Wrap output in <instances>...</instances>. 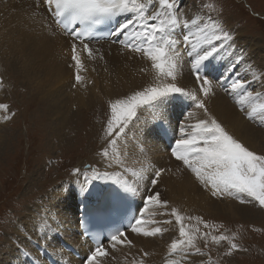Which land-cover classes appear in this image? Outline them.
<instances>
[{"label": "bare ground", "instance_id": "6f19581e", "mask_svg": "<svg viewBox=\"0 0 264 264\" xmlns=\"http://www.w3.org/2000/svg\"><path fill=\"white\" fill-rule=\"evenodd\" d=\"M35 1L36 0H0V66L3 67L8 58H22L26 61L24 65H19L20 69L24 67L28 68L30 62H33L38 63L39 67L43 69L49 71L57 69L60 72V79H57V88L53 93L50 92L46 96L49 107L52 109V115H49V117L51 116L49 119L53 120L52 122L49 120V127H51L52 132H54V126H56L58 130L61 128L63 131L68 130L72 133H76L81 122H79V112L89 107H94L95 109V103L97 101L100 103L105 102V98L101 99L100 95L95 93L100 89V85L101 88L106 89L103 91L106 96L109 95L118 98L124 97L129 91L135 89L141 90L149 86H155L157 83L161 82L155 79L158 73L157 70L153 68V63H151L152 61L148 56L142 52L131 51L119 42L114 44L115 41L110 40L108 42L87 43L88 48L93 50L96 49L95 46H103L102 48L105 52L114 53L116 57H128L135 62L136 70L127 73L120 80L118 86L110 83L108 77L104 76L103 79L100 77L96 81L95 88L90 89L88 94L83 91V88L85 90L86 87H88V81L85 85L77 87L74 97L73 91H68L70 87L73 88L72 82L62 90L61 83L63 78L72 74L64 63L70 57L72 58L73 43H76L77 52L80 56L88 51L83 49L80 42H75L72 36H66L60 33L52 19L53 14H49L46 10H37L35 8ZM142 2H146V0H142ZM43 7L45 9V5ZM156 7L158 8V3ZM196 17H200L202 20L199 14L187 15L185 13V18H181L193 19ZM131 18L135 19V17ZM124 22L125 21H122L120 24ZM118 39L121 40L124 39V37L120 36ZM232 44L233 48L230 50V54L224 55L222 52L217 55L212 63L217 64V66L224 65L225 70L231 66H238L239 74L237 73L238 75L233 79L229 77H222L221 80L215 79L214 82L217 83V88L213 90L212 95L210 94V96L204 99L209 113L214 116L230 134L234 135L253 151L256 139H258L255 120H243L240 117V111L227 108H231L234 99L238 98L229 90L225 92L226 96L224 98V93L220 90V86L226 88L234 80L242 78L246 82L247 90L252 91L254 97L260 94V100L256 101V103L264 102V87H261L259 83V80H264L263 47L259 41L254 42L253 46L246 45L244 50L240 46V43L234 39ZM183 51L184 49L181 48V52ZM94 52H98V49L94 50ZM229 57H232L234 61H225V59ZM191 59V57H184L182 70L177 76V83L178 86L185 87L186 90L197 91V82L192 79V69L185 72V68L187 66L190 67ZM10 68V63L7 62L4 76L12 77ZM89 75L90 73L88 77ZM111 75L115 77V73H111ZM92 78L91 76L90 79ZM256 78H259V80ZM252 80L256 85L255 91ZM117 81H119V79H117ZM169 81L170 78L163 81V83ZM215 86L216 85H213V88ZM7 87L3 85L2 89L7 91ZM2 89L0 87V104L1 100L4 99L1 94L4 93ZM70 93L72 95H70ZM198 94L203 98L202 93L198 92ZM184 101L188 103V106L185 107L183 111H180L178 108V111H176L175 107L169 109V104L174 103L175 106H177V104H183ZM192 104H194V102L184 97L177 96V98L172 99L166 105V115L169 116L168 114H170L176 119H174L175 121L172 120V123L166 120L170 124L162 127L154 125L153 112L155 111L145 107L138 109V119L134 118L133 120L135 127L132 125L129 126L126 138L123 136H116L115 133L110 137L108 132H106L103 136L108 142L112 139H119L117 143L120 150L115 151L110 148L112 152L118 155V158L109 163V165L101 163L98 171L109 172L112 178L94 181L93 185L89 186L90 192L88 195H82L81 185L84 184V177L82 174L86 172L80 170L81 174H76L73 177L76 184L75 193L70 192V187L65 185L60 195L56 194L55 200L50 201L48 206L30 207L36 209L31 212V215L36 218L37 223L33 224L32 228L29 229L26 226V221L30 220L29 217L16 225L14 234L11 236L16 237V240L13 241L12 244H9L10 241L6 242V245H9L12 251V255L6 257L5 261H0V264H87L86 257L90 254L92 248H90L87 242L81 239L79 233L81 210L85 203L95 204L99 197L110 186H115V180L118 179L121 183L127 181L128 185L139 188L138 191L140 193L137 191L139 195L134 196L137 197L138 206L136 207L137 210H139V217H141V213H144L141 218L145 221V230H150L154 226H160L163 229V233L155 237H145L139 234L137 236L136 233H131L129 231L127 238L131 239L134 245L131 247L125 244L117 245L115 249H112L111 244L105 242L104 245L106 249L109 250V256L102 258V264H166L167 260L170 258L175 259L177 264H212V262H214V264H221L213 260L208 254H204L203 256H189L177 251L174 256H169L171 244L180 238L177 223L174 217L171 216L172 209H176L179 214L184 217L191 214V212H204L206 215L228 213L231 218L238 217L246 218L247 220H249L252 215H256L252 204L249 205L248 211L245 212L244 206L239 202L240 198L238 196H232V194L230 195L228 193L213 196L210 185L205 186L190 169H179L176 167V163L171 160V156H169V149L171 150V146L167 148L165 145V138L168 139L169 136H164L162 140L158 133H170L167 129L174 124L177 133L181 134L179 131V122L181 119L188 117L184 121L182 120L183 122L181 121V126L184 127L185 125H189L190 128H193L198 121L208 118L202 110L196 109L191 110L189 112L190 115L183 116L184 113L192 107ZM251 106L245 105L244 107L246 111H250ZM74 107H76V113H73L71 110ZM74 118L78 119L76 123H73ZM169 119L171 120L172 117ZM7 120V114L0 112V140L1 138H7L9 136L6 125ZM261 131H264V126H262ZM58 136L60 143H68V135L62 132V134ZM141 141H143V143H141ZM8 147L9 143L0 142V153L5 151ZM51 149L54 150L56 148H53L51 145ZM95 165H97L96 162ZM134 165L135 175L130 172ZM161 169H163V172L158 183L155 186L149 185L148 181L154 176L155 171ZM87 174L89 176L93 175V173ZM69 183L70 181L66 184ZM155 191L161 193L162 201L166 200L168 202L166 208H161L160 206L152 204L151 206L145 205L147 201L145 193H152ZM85 195H87L86 199ZM70 198H75V201L71 203ZM52 204H55V206ZM54 207L60 208L59 210L61 211L60 214H57V218L52 214ZM145 207H147V211H145ZM47 208H49L51 219L47 221V225H43L41 224V218L47 213ZM169 219L172 220L171 224L163 223V221ZM154 222L160 223L156 224ZM45 234L47 235L46 250L40 248V243L44 242ZM53 234H55V239L50 238ZM180 247L183 246L181 245ZM70 248H72L74 253L78 254V256H75L69 251ZM145 252L148 253L147 256L143 255Z\"/></svg>", "mask_w": 264, "mask_h": 264}, {"label": "snow or ice", "instance_id": "6c2138e0", "mask_svg": "<svg viewBox=\"0 0 264 264\" xmlns=\"http://www.w3.org/2000/svg\"><path fill=\"white\" fill-rule=\"evenodd\" d=\"M42 3L49 14H54L55 22L62 25L65 32L75 41H79L83 49L88 51L89 56L92 55V50L88 48L84 40L93 38L96 26L112 23L121 16H129L126 22L117 24L110 35L123 36L124 39L117 42L131 51L143 52L153 62V68L158 73L155 79L161 82L111 103V118L107 123L110 137L115 133L116 136L126 138L129 126L135 127L133 120L137 118V110L140 108L146 107L154 110L156 115L153 119L163 126L167 120L166 105L172 99L180 96L191 100L195 107L203 110L208 118L198 121L191 132L184 127L179 129L182 136L175 141L172 156L177 161H182L201 183L205 186L210 185L213 196L235 193L242 203L256 202L264 208V155H258L230 134L209 113L204 99L213 93V81L202 70L209 67L217 55L222 52L224 55L230 54L233 48V37L229 31L225 30L221 24L214 22L211 17H209V22L202 21L200 17L182 19L180 0H146V2L142 0H42ZM208 7L211 8V5ZM133 25L135 27H131ZM181 48L184 49L183 52ZM72 53V60L76 65L75 79L79 82L82 80L80 70L83 65L76 43L72 45ZM185 56L192 58L190 67L194 71L197 91L186 90L185 87L178 86L177 76L182 70ZM169 78V82L163 83ZM256 79L259 80V78ZM259 83L261 87H264V80H259ZM226 90L236 95L242 110L245 105H254L245 114L248 119L258 120L264 126V102L256 103L260 100V94L254 97L253 92L247 90L246 82L242 78L231 82ZM198 92L203 94V98ZM0 108L7 109L8 106L0 104ZM110 142L115 144L117 141L112 139ZM108 154V150L105 149L103 155L107 157ZM75 171L81 174L80 169ZM92 172V176L87 173L82 174L84 177V184L81 185L82 195H88L89 186L93 185L94 181L112 178L111 174L106 171L99 172L93 169ZM162 172L163 169L155 171L154 176L148 181L149 185L155 186ZM115 182L120 184L119 188L113 191L108 207L102 206L97 210L93 217L94 221L104 222L112 212L120 210L129 198V193L135 195L138 191L136 187L129 186L127 181L120 183L118 179ZM145 195L147 204L161 208L167 207L168 202L161 200L159 191L146 192ZM142 215L141 213L140 216ZM171 216L179 225L180 239L171 244L169 256H174L177 251L189 256L194 254L203 256L204 253L195 245L194 238L186 231L185 217L176 209L171 210ZM49 219L51 217L46 213L41 218V224L47 225ZM154 223L159 224L160 222ZM163 223L171 224L172 220H165ZM144 224L145 221L142 218L134 216L129 220L128 229L121 231L120 227H116L110 237H107L112 249H115L117 245L134 246L133 241L127 238L129 230L131 233L145 237H155L163 233L160 226L145 230ZM122 225L123 221H121ZM102 235L103 233L97 235V246L87 257V264H102V258L109 256V250L101 241ZM227 239L228 237L223 235L212 237V240L217 243ZM46 244L47 235L45 234L40 248L46 250ZM181 245L183 247H180ZM237 248L238 246L232 243L227 254L231 255L232 250H237ZM143 255L147 256L148 253L145 252ZM166 264H177V261L170 258Z\"/></svg>", "mask_w": 264, "mask_h": 264}, {"label": "rangeland", "instance_id": "374dc122", "mask_svg": "<svg viewBox=\"0 0 264 264\" xmlns=\"http://www.w3.org/2000/svg\"><path fill=\"white\" fill-rule=\"evenodd\" d=\"M208 5H211V8ZM35 8L45 11L42 0L35 1ZM180 10L181 17L184 18L185 13L187 15L199 14L204 22H209V17H211L214 22L221 24L225 30L230 32L243 50L246 45L253 46L254 42L259 41L262 44L264 54V0H181ZM128 19L129 16L122 21L126 22ZM131 27H135V25ZM95 47L98 52L92 50L91 56L88 52L80 56L83 65L80 70L81 81L78 82L75 79L76 65L72 58L70 57L71 59L69 58L64 63L72 74L63 78L62 90L72 82L73 88L70 87L68 91H73V97L76 95L77 87L85 85L87 81L88 87L85 90L83 88L86 94L89 93L90 89L95 88L96 81L100 77L103 79L106 76L110 83L118 86L120 80L127 73L136 70L135 62L132 59L116 57L114 53H107L103 50V46ZM25 61L22 58H8L7 62L10 63L12 77L4 76L7 62L3 67L0 66V87L2 89L3 85L8 86L7 91L2 89L4 93H1L4 97L1 104L7 105L8 108H0V112L7 114L6 125L9 135L0 140V142L9 143V147L0 153V261H5L6 257L12 255V251L6 242L10 241L9 244H12L16 240V237H11L16 225L29 217L30 220L26 221V226L29 229L37 223L36 218L31 215V212L36 209L30 207L48 206L50 201L55 200L56 194L60 195L65 185L70 187V192L75 193L76 184L73 178L69 184H63L71 177L75 168L79 164H83L84 170H87V167L91 168L90 166L96 168L103 159L107 158L103 155L104 150L107 149L106 139L103 135L108 132L107 123L111 118V103L116 99H124L139 91V89H135L129 91L124 97L115 98L106 96L103 93L106 89L101 88L100 85V89L95 93L99 94L101 99L105 98V102L97 101L95 109L89 107L79 112V122H81L76 133L68 130L63 131L61 128L58 130L56 126L52 132L51 127H49V118L51 117L49 115H52V109L49 107L46 96L50 92L53 93L57 88L60 72L57 69L52 71L43 69L39 67L38 63L33 62H30L28 68L20 69L19 65H24ZM225 61L233 62L234 59L229 57ZM211 65L217 66L214 63ZM233 67L235 66L226 70L223 67V74L218 79L221 80L222 77L233 79L239 74L238 66ZM189 69L191 67L187 66L185 72ZM217 69L221 70L218 67ZM111 73H115V77ZM209 75H212V69H210ZM91 76L92 79H90ZM192 79L195 80L194 72ZM212 81L213 85H216L214 90L217 88V83L214 82L215 79ZM253 85L255 91L254 81ZM220 90L224 93L223 97L225 98V92L228 90L224 86H220ZM70 95L72 94L70 93ZM227 108L237 109L240 111L241 119H248L244 114L246 108L241 109L238 99H234L232 107ZM71 110L76 113V107ZM187 118L181 119L180 122ZM77 121V118L73 119V123ZM255 125L258 131V139H256L253 151L258 155H264V131H261L262 125L258 120H255ZM184 128L189 129L190 127L185 125ZM62 132L68 135V143H60L58 135H61ZM51 145L56 149L52 150ZM169 147L167 146V148ZM170 148L172 150V147ZM174 161L178 163H176L177 168H187L176 159ZM9 185L14 189L8 190ZM232 196L237 195L233 193ZM73 201L75 198H70V202L73 203ZM239 202L244 206L245 212L252 204L256 215H252L247 220L246 218H231L228 213L206 215L204 212H191L184 220V224L187 226L186 230L190 236L193 235L195 245L218 263L264 264V208H261L256 202L242 203L241 199ZM52 205L55 206V204ZM59 209L58 207L53 209L52 214L56 218L57 214L61 213ZM46 212L49 214V208L46 209ZM177 227L179 228L178 224ZM206 233L207 236L204 235ZM221 235L227 236L228 239L219 241V243L212 240L213 236ZM50 238L55 239V234L51 235ZM232 243H235L238 248L232 250L231 255H228Z\"/></svg>", "mask_w": 264, "mask_h": 264}, {"label": "trees", "instance_id": "16d2710c", "mask_svg": "<svg viewBox=\"0 0 264 264\" xmlns=\"http://www.w3.org/2000/svg\"><path fill=\"white\" fill-rule=\"evenodd\" d=\"M10 185H11V184H10ZM10 185H9V187H8V190H10V189H14V188H12Z\"/></svg>", "mask_w": 264, "mask_h": 264}]
</instances>
